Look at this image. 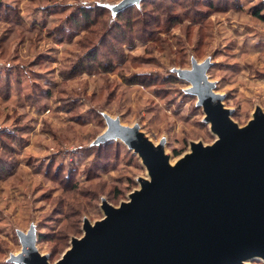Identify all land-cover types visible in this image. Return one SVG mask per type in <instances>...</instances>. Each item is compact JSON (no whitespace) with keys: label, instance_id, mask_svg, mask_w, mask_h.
<instances>
[{"label":"rangeland","instance_id":"obj_1","mask_svg":"<svg viewBox=\"0 0 264 264\" xmlns=\"http://www.w3.org/2000/svg\"><path fill=\"white\" fill-rule=\"evenodd\" d=\"M124 1L0 0L13 7L0 11V264H27L14 256L31 229L55 264L85 220L105 215L103 200L119 206L150 179L124 141L100 140L108 118L163 142L171 164L192 142L215 141L180 72L194 62L208 63L207 79L239 126L264 112V20L255 14H264V0ZM83 5L96 7L99 22L60 34ZM120 11L132 16L121 20L125 33ZM106 31L98 52L105 66L88 62Z\"/></svg>","mask_w":264,"mask_h":264},{"label":"water","instance_id":"obj_2","mask_svg":"<svg viewBox=\"0 0 264 264\" xmlns=\"http://www.w3.org/2000/svg\"><path fill=\"white\" fill-rule=\"evenodd\" d=\"M133 0H125L127 7ZM208 63L182 70L218 136L210 145L192 142L174 164L164 143H153L137 126L108 118L100 137L120 138L138 152L150 179L119 206L102 201L105 215L55 264H245L264 259V112L239 126L205 74ZM16 261L50 264L39 253L33 230L20 234Z\"/></svg>","mask_w":264,"mask_h":264},{"label":"trees","instance_id":"obj_3","mask_svg":"<svg viewBox=\"0 0 264 264\" xmlns=\"http://www.w3.org/2000/svg\"><path fill=\"white\" fill-rule=\"evenodd\" d=\"M150 4L153 6V4H156V3L153 2V4L152 3H150ZM5 6H7V9L13 8L12 6H10L8 4H6ZM5 6L1 3L0 4V11L4 10ZM153 9L158 11V8H156V7H154ZM96 10L97 9L95 6L83 5V6L78 7L76 11H73L70 15H68V17H67L64 25H62L59 33L60 34L65 33L66 34V29H69V31H70L73 29L74 30L83 29V28L91 27L92 25H96L99 22L98 21L99 16L93 15V13ZM124 11H120L118 13V19H117L118 20L117 26H118L119 30H121V33L124 32L123 31V25H121L122 24L121 20L124 17ZM255 14H256V16H258L264 20V14H262L260 11H256ZM130 17H132L130 14L125 15V17L123 19L125 21V23H130ZM146 18H149V17H146ZM146 18H144L143 21H144L145 26L147 27L149 23H146V22H148V21H146L147 20ZM130 30H132V29H130ZM92 33H95L94 36H96L95 31H92ZM108 36H110V33L108 31H106L105 33H102L100 35L98 43H95V44L91 45L92 47L90 46L88 48V51L86 52V57L89 58L88 62H90V60H93L95 63H98L101 66L104 65L101 58L98 57L99 56L98 52H100L99 50L101 49V47L103 45H105L104 43H106V39ZM1 168H3V167H1Z\"/></svg>","mask_w":264,"mask_h":264}]
</instances>
